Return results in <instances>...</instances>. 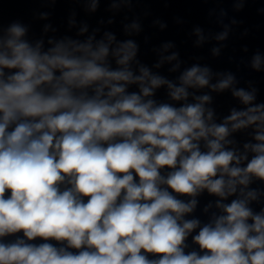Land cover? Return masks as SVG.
Masks as SVG:
<instances>
[{"label":"clouds","instance_id":"clouds-1","mask_svg":"<svg viewBox=\"0 0 264 264\" xmlns=\"http://www.w3.org/2000/svg\"><path fill=\"white\" fill-rule=\"evenodd\" d=\"M98 31L45 42L19 21L0 27V264H264L257 89L207 65L182 70L178 52L149 67L133 39ZM173 61L175 79L153 71ZM250 67L264 71V56ZM226 92L240 107L219 117L213 94Z\"/></svg>","mask_w":264,"mask_h":264}]
</instances>
